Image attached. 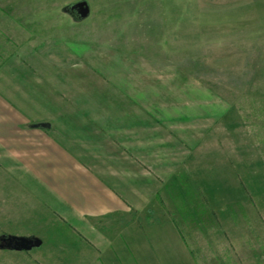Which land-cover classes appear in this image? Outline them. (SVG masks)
<instances>
[{
  "label": "rangeland",
  "instance_id": "rangeland-1",
  "mask_svg": "<svg viewBox=\"0 0 264 264\" xmlns=\"http://www.w3.org/2000/svg\"><path fill=\"white\" fill-rule=\"evenodd\" d=\"M80 1L90 8L83 20L67 11ZM0 2V65L25 44L63 62L79 59L87 46L142 53L161 67L154 75L165 83L177 76L168 68L184 69L196 80L186 90L187 109L198 115L196 128L211 129L203 151L229 160V191L236 193L226 205L190 204L201 209L190 224L202 227L181 222V240L172 223L150 219L134 229L123 222L96 227L105 235L98 248L27 199L25 223H6L0 234L33 235L44 244L26 252L0 248V264H264V0ZM229 107L223 120L207 116ZM186 126L193 130L192 122ZM180 212L166 218L179 220Z\"/></svg>",
  "mask_w": 264,
  "mask_h": 264
},
{
  "label": "crops",
  "instance_id": "crops-1",
  "mask_svg": "<svg viewBox=\"0 0 264 264\" xmlns=\"http://www.w3.org/2000/svg\"><path fill=\"white\" fill-rule=\"evenodd\" d=\"M79 50V59L63 62L24 44L0 65V227L25 223L32 199L95 248L105 239L96 227L134 229L150 219L172 223L181 240L166 218L171 211L191 213L183 226L201 229L190 224L197 221L190 204L203 197L226 205L236 193L229 160L203 151L211 129L196 128L198 115L187 109L196 80L174 65L177 76L162 82L154 75L161 67L142 53ZM231 110L207 116L220 121ZM9 236L23 235L2 232L0 243Z\"/></svg>",
  "mask_w": 264,
  "mask_h": 264
},
{
  "label": "water",
  "instance_id": "water-1",
  "mask_svg": "<svg viewBox=\"0 0 264 264\" xmlns=\"http://www.w3.org/2000/svg\"><path fill=\"white\" fill-rule=\"evenodd\" d=\"M67 11L73 15H75V12H77L79 18L78 20H83L88 17L90 8L88 2L80 1L69 6ZM41 245L42 240L37 237L9 236L1 238L0 248L26 252L32 250L35 247H40Z\"/></svg>",
  "mask_w": 264,
  "mask_h": 264
},
{
  "label": "trees",
  "instance_id": "trees-1",
  "mask_svg": "<svg viewBox=\"0 0 264 264\" xmlns=\"http://www.w3.org/2000/svg\"><path fill=\"white\" fill-rule=\"evenodd\" d=\"M3 6L1 5V2H0V10L1 11H4L5 12V10L2 8ZM201 203L204 205V203H205V200L203 199V197L201 198ZM203 208V207H202ZM195 211H196V207H195ZM195 213H201V209H198L197 208V211L195 212ZM185 217L183 216V218H179V220L177 219V217L175 218V223L177 224V226H178V228H179V231H180V233H181V230H182V228L180 227L181 225H180V223L181 222H185V221H188V220H185V219H187L188 218V216L189 215H191V213H188V212H185ZM182 235V234H181Z\"/></svg>",
  "mask_w": 264,
  "mask_h": 264
},
{
  "label": "flooded vegetation",
  "instance_id": "flooded-vegetation-1",
  "mask_svg": "<svg viewBox=\"0 0 264 264\" xmlns=\"http://www.w3.org/2000/svg\"><path fill=\"white\" fill-rule=\"evenodd\" d=\"M76 3H78V2H76ZM75 4V3H74ZM78 13L77 12H75V15H73V14H71L70 13V15L72 16V17H74V18H78V15H77ZM29 237H33V236H29Z\"/></svg>",
  "mask_w": 264,
  "mask_h": 264
}]
</instances>
